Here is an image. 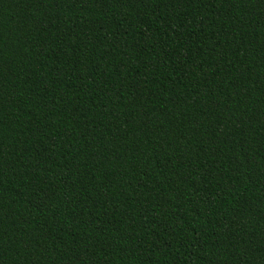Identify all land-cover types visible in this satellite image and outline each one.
Segmentation results:
<instances>
[{
  "label": "trees",
  "instance_id": "1",
  "mask_svg": "<svg viewBox=\"0 0 264 264\" xmlns=\"http://www.w3.org/2000/svg\"><path fill=\"white\" fill-rule=\"evenodd\" d=\"M0 264H264V0H0Z\"/></svg>",
  "mask_w": 264,
  "mask_h": 264
}]
</instances>
